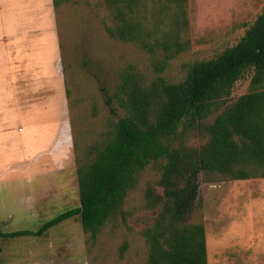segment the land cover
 Here are the masks:
<instances>
[{
  "label": "trees",
  "instance_id": "1",
  "mask_svg": "<svg viewBox=\"0 0 264 264\" xmlns=\"http://www.w3.org/2000/svg\"><path fill=\"white\" fill-rule=\"evenodd\" d=\"M79 1L52 0V5L57 14ZM85 3L99 11L110 39L147 55L156 75L147 76L136 64L122 67L113 90L104 91L103 129L89 142L73 141L78 206L36 231L1 232L0 237H40L79 217L84 234L94 241L108 226H126L132 216L127 198L150 168L156 179L145 184L143 208L155 211V217L141 233V264H208L205 226L187 221L198 175L264 179V9L234 45L210 58L183 62L181 78L168 82L161 74L189 46L187 0ZM248 70L253 72L249 91L231 100L234 84ZM126 249L125 242L121 258Z\"/></svg>",
  "mask_w": 264,
  "mask_h": 264
},
{
  "label": "rangeland",
  "instance_id": "2",
  "mask_svg": "<svg viewBox=\"0 0 264 264\" xmlns=\"http://www.w3.org/2000/svg\"><path fill=\"white\" fill-rule=\"evenodd\" d=\"M85 1L69 4L55 14L63 80L57 78L51 82L57 84L54 119L57 127L61 117L64 143L68 147L64 153L65 164L56 163L54 172L66 173L67 178L63 182L35 180L31 185L24 177L18 188L10 187L8 181H0V233L36 231L45 222L77 207L73 141L89 142L103 129L108 114L104 91L113 90L122 67L136 64L147 76L156 75L149 67L147 55L107 36L98 18L99 11ZM263 9L264 0H187L188 49L171 60L161 76L168 82H176L183 75L180 71L183 62L207 59L234 45ZM54 37L56 55L57 34ZM51 69L49 64L44 72L50 74ZM252 75V70H248L234 84L231 100L249 91ZM17 92V87L8 84L0 89L3 142L0 143V168L6 165L4 158L34 157L45 151L46 138L51 136L50 116L47 134V118L37 112H21L16 106ZM13 94L15 98L11 100ZM26 121L40 126L28 128ZM6 128L9 130L4 131ZM19 128L22 132H18ZM155 179L154 172L147 168L137 188L129 194L126 208L132 211V216L126 226H108L92 241L84 234L79 217H74L53 226L40 237H0L2 263L141 264L145 259L141 233L155 217V211L143 208V193L145 184ZM198 183V195L187 221H201L205 226L208 264H264V179L231 180L201 172ZM125 242L127 249L121 258L119 248Z\"/></svg>",
  "mask_w": 264,
  "mask_h": 264
},
{
  "label": "crops",
  "instance_id": "3",
  "mask_svg": "<svg viewBox=\"0 0 264 264\" xmlns=\"http://www.w3.org/2000/svg\"><path fill=\"white\" fill-rule=\"evenodd\" d=\"M56 34L58 51L55 55L53 49ZM49 35L52 37L50 40ZM49 52L54 54L48 56ZM49 64L52 67L50 74L44 72V68ZM61 68L59 37L52 0H0V89L7 84L17 87L16 106L18 105L21 112L27 110L30 114L37 112L46 117L47 134L49 116L51 124V136L50 139L48 136L46 138L48 143L45 151L34 157L15 155L4 158L7 161L5 167L0 168V181L10 182L9 186L12 188H18L24 177L28 178L29 184L35 180L63 182L67 178L66 173L54 172L56 163L65 164L64 153L68 147L64 143L65 131L61 117L57 127L54 119L57 84L51 82L57 78L63 80ZM1 97L0 95V101ZM15 97L13 94L11 100ZM59 102L61 107V98ZM26 123L28 128L40 126L33 124V121ZM41 127H44V124ZM6 130L9 129H4ZM18 132H22L20 128ZM0 143H3L1 139Z\"/></svg>",
  "mask_w": 264,
  "mask_h": 264
}]
</instances>
